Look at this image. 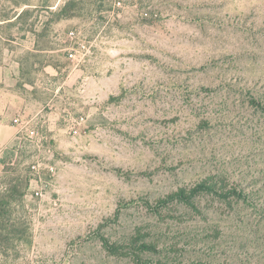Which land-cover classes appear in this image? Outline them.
I'll list each match as a JSON object with an SVG mask.
<instances>
[{
  "label": "rangeland",
  "instance_id": "obj_1",
  "mask_svg": "<svg viewBox=\"0 0 264 264\" xmlns=\"http://www.w3.org/2000/svg\"><path fill=\"white\" fill-rule=\"evenodd\" d=\"M64 2L0 0L13 22L0 28V94L23 102L2 116L15 137L0 145V192L29 182L34 163L49 183L38 198L29 182L13 217L31 243L0 242V264H131L98 236L124 241L136 227L175 264H264V235L246 226L264 214V116L247 98L264 99V0H109L54 21ZM71 30L89 48L78 65L65 56ZM209 175L249 202L222 218L153 219L144 202Z\"/></svg>",
  "mask_w": 264,
  "mask_h": 264
},
{
  "label": "trees",
  "instance_id": "obj_2",
  "mask_svg": "<svg viewBox=\"0 0 264 264\" xmlns=\"http://www.w3.org/2000/svg\"><path fill=\"white\" fill-rule=\"evenodd\" d=\"M108 1L65 0L64 4L51 14L54 21L68 20L78 16L85 5H90L88 7L95 10L103 7V3ZM28 16L29 11L24 9L19 13L16 22L25 20ZM1 17L3 20H0V28L5 24L8 27L13 25L8 15ZM47 26L48 24H46ZM247 98L249 99L248 104L264 116V99L257 98L253 93L252 95L249 93ZM7 171L5 169L3 173H8ZM7 182L5 190L0 192V242L6 243V245L11 241L30 244L31 240L28 231L23 227V223L16 221L13 217L15 206L22 203L24 199L25 191L29 185L28 179L24 182L22 176L18 175L9 178ZM203 201L206 203L204 206H202ZM207 202L217 204L218 208L214 209ZM248 202V195L245 190L234 183H230L225 175H209L194 184L177 188L176 191L167 194L163 198H158L153 204L147 201L144 204L148 211L153 213V219L160 222L166 219L180 221L187 214L204 218L205 213H209L210 210L216 211L218 218H222L225 217V214L233 213L241 203L247 204ZM204 209H207V211ZM168 210L170 215H163V212ZM177 212L178 214L175 216L174 213ZM260 215L261 218L255 225L246 222V226L251 225L256 234L261 231L264 235V214L261 212ZM98 237L106 254L118 260L128 259L131 264H175L172 263L167 254L161 252L165 246L162 244L159 235H156L151 228L136 227L124 241H111L105 235H99ZM170 250L177 251L174 246H171ZM160 255L167 260L158 258Z\"/></svg>",
  "mask_w": 264,
  "mask_h": 264
},
{
  "label": "built area",
  "instance_id": "obj_3",
  "mask_svg": "<svg viewBox=\"0 0 264 264\" xmlns=\"http://www.w3.org/2000/svg\"><path fill=\"white\" fill-rule=\"evenodd\" d=\"M117 5H120V2H117ZM68 39H69V44L65 48V56L66 59L70 62L76 63V65L80 64L85 60L87 57V54L89 52V48L86 45L85 42L80 41L76 31L71 30L68 32ZM84 119L81 117L78 120V124L80 125ZM12 123L14 124L15 127L18 128V133L26 132L28 133L29 137H35V131L30 128L29 122L23 121L21 118L16 117L12 120ZM47 172L49 174L54 173V168L52 166H47ZM43 169L40 167L39 163H34L30 166V173L32 174V178L30 179V184H35L34 188V196L38 198L43 197V192L45 188H48L49 183H42V172Z\"/></svg>",
  "mask_w": 264,
  "mask_h": 264
},
{
  "label": "crops",
  "instance_id": "obj_4",
  "mask_svg": "<svg viewBox=\"0 0 264 264\" xmlns=\"http://www.w3.org/2000/svg\"><path fill=\"white\" fill-rule=\"evenodd\" d=\"M2 67L0 66V82L3 77ZM22 100L20 97L12 96L9 93L3 95L0 94V117L5 113V109L19 110L22 106ZM9 107V108H8ZM5 118L0 120V145L4 146L9 144L15 137V131L10 129H4Z\"/></svg>",
  "mask_w": 264,
  "mask_h": 264
}]
</instances>
